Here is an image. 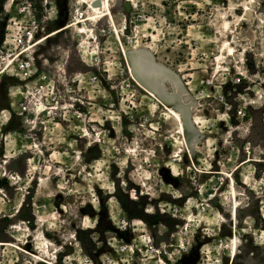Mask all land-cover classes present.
Wrapping results in <instances>:
<instances>
[{
  "label": "rangeland",
  "instance_id": "obj_1",
  "mask_svg": "<svg viewBox=\"0 0 264 264\" xmlns=\"http://www.w3.org/2000/svg\"><path fill=\"white\" fill-rule=\"evenodd\" d=\"M89 1L0 0V264H264V0Z\"/></svg>",
  "mask_w": 264,
  "mask_h": 264
},
{
  "label": "bare ground",
  "instance_id": "obj_2",
  "mask_svg": "<svg viewBox=\"0 0 264 264\" xmlns=\"http://www.w3.org/2000/svg\"><path fill=\"white\" fill-rule=\"evenodd\" d=\"M95 1H97V0H90L89 2H88V10L89 11H91L92 13L91 14H89L88 16H89V18H88V20H90V21H94V22H100V21H102L103 19H105V18H107V19H111V17H112V13H111V10L109 9V8H107L106 7V5H105V1H103V0H98V1H100L101 2V6L100 7H92L91 6V4H92V2H95ZM126 3H128V4H130V6H131V9H133L134 8V4L132 3V0H127V2ZM78 21V20H77ZM77 21H75V22H77ZM113 22V21H112ZM114 24V23H113ZM52 34V33H51ZM49 36V35H48ZM47 36V37H48ZM44 39L45 38H43L42 40H40V41H37V42H35V44H33L32 45V47H35V46H37V45H39L41 42H43L44 41ZM14 61H12L11 59L10 60H8V63H9V65H11L12 63H13ZM131 72H132V70H131ZM137 83V82H136ZM145 89V88H144ZM167 108H168V110H170L171 111V113H172V115H173V117L175 118V119H177V120H179V121H181L182 119H181V116H180V114H179V112L178 111H176L175 109H173V108H171V107H168L167 106ZM184 129V128H183ZM181 132H182V129H181ZM186 135V134H185ZM185 136H183L182 138H183V140H182V143H183V145H184V147L185 148H189L188 146H187V143H186V141H185V138H184ZM189 150V149H188ZM232 180V179H231ZM232 185V184H231ZM234 196H235V194H234ZM234 201V200H233ZM235 204V203H234ZM237 207V206H236ZM235 212V211H234ZM233 214V213H232ZM236 236H234V237H231V243L227 246V249L229 250V255H230V253H231V251H232V246H231V244H232V242H233V238H235ZM237 243V242H236ZM237 245V244H236ZM236 248H237V246H236ZM28 254V253H27ZM31 257H33V258H35V255L34 254H29ZM230 257H232L233 258V253H231V256Z\"/></svg>",
  "mask_w": 264,
  "mask_h": 264
},
{
  "label": "built area",
  "instance_id": "obj_3",
  "mask_svg": "<svg viewBox=\"0 0 264 264\" xmlns=\"http://www.w3.org/2000/svg\"><path fill=\"white\" fill-rule=\"evenodd\" d=\"M18 11L19 13H23L24 9L20 8ZM32 40L33 34L31 32H26L22 35H18L13 39V46L20 49L18 52L12 54L11 56H14L15 59H17V69L25 74L30 73V69L31 67H33V60L26 54L29 48L25 47L27 44H30ZM0 52L1 54H4V51ZM90 80L94 82L96 80V77L93 76L90 78Z\"/></svg>",
  "mask_w": 264,
  "mask_h": 264
},
{
  "label": "water",
  "instance_id": "obj_4",
  "mask_svg": "<svg viewBox=\"0 0 264 264\" xmlns=\"http://www.w3.org/2000/svg\"><path fill=\"white\" fill-rule=\"evenodd\" d=\"M91 6L92 7H100L101 6V2L98 1V0L95 1V2H92ZM124 9H125L126 12H130V10H131L130 4L124 3Z\"/></svg>",
  "mask_w": 264,
  "mask_h": 264
}]
</instances>
